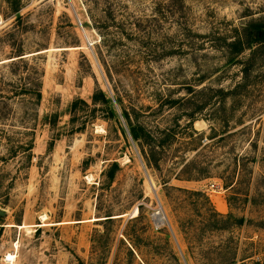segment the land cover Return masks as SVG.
<instances>
[{"label": "rangeland", "instance_id": "rangeland-1", "mask_svg": "<svg viewBox=\"0 0 264 264\" xmlns=\"http://www.w3.org/2000/svg\"><path fill=\"white\" fill-rule=\"evenodd\" d=\"M263 20L264 0H0V93L19 54L42 74L33 123L3 102L0 264H264V53L243 79L255 46L224 44Z\"/></svg>", "mask_w": 264, "mask_h": 264}, {"label": "trees", "instance_id": "trees-1", "mask_svg": "<svg viewBox=\"0 0 264 264\" xmlns=\"http://www.w3.org/2000/svg\"><path fill=\"white\" fill-rule=\"evenodd\" d=\"M14 13L17 12V9L13 10ZM243 34L237 35L234 37L233 40L224 43L226 49L228 50V55L231 57H236L239 55L243 49L247 48L249 49L251 46H255L251 51L250 55L245 60V67L243 68V79L246 78L248 75V71L251 68V66L255 62L256 54L259 56L264 53V20L262 22L257 23H249L242 29ZM254 32V35H253ZM258 33H260V36H258ZM225 42V41H224ZM22 54H19L16 56V59L10 61L11 68L13 67V70L11 71V76L13 77L12 80L7 84L9 93L7 96H3L0 93V120L5 118L7 116V112L4 111V108L6 107L4 102V99L12 101L15 105H17L18 113L14 109H9L11 118L20 125H29L33 123L35 120V110L36 107L39 104L40 101V79H41V72L36 69L33 66L28 65L26 62L22 61ZM249 66V67H248ZM248 67V68H246ZM91 104H96L97 102H100L103 105H108L110 100L105 97L101 93V91L97 90L95 93L91 95L90 98ZM78 103L83 104L84 106H87L83 101L80 100H74L71 102L69 106L70 112H73L76 108V105ZM121 116L127 120V114L122 111ZM49 118V119H48ZM51 118V119H50ZM45 121L49 126H53L54 123V116L45 117ZM22 131V133L15 132L12 137L11 145L8 149V156L10 159H14L16 157H21L24 161V165H28L31 159V150L33 148V140H34V129L30 128V131ZM82 130V126L78 128H72L70 130L71 133H76ZM134 129L131 128V132H133ZM136 132V131H135ZM18 134V136H17ZM24 135V138H20V136ZM136 138L138 139L141 137V131L137 130L136 132ZM54 139H50L47 144L46 151H49L53 147ZM144 144L147 146V153L144 154L145 161L148 164H153V166H157L156 160L154 159V148L157 145H152L147 140L144 141ZM4 159L0 158V161H3ZM117 169L116 163H112L110 169L108 170L106 176L107 181H111L113 178V175L115 173V170ZM1 178L0 175V184H1ZM185 181H196L197 178L195 177H187L184 179ZM10 182V181H9ZM9 184V183H7ZM218 216H220L218 214ZM230 216L227 215L225 219H229ZM109 217H105L101 221L96 222H107L110 221ZM234 224L236 226H241L243 224V218L239 219H232ZM258 224L260 226H264V221H259Z\"/></svg>", "mask_w": 264, "mask_h": 264}, {"label": "bare ground", "instance_id": "bare-ground-1", "mask_svg": "<svg viewBox=\"0 0 264 264\" xmlns=\"http://www.w3.org/2000/svg\"><path fill=\"white\" fill-rule=\"evenodd\" d=\"M136 213H137V210H134V212H133V216H135ZM136 216H137V215H136ZM162 219H163L162 222H164V218H163V216H162ZM10 260H12V259H11V256L9 255V256H8V261H10Z\"/></svg>", "mask_w": 264, "mask_h": 264}, {"label": "water", "instance_id": "water-1", "mask_svg": "<svg viewBox=\"0 0 264 264\" xmlns=\"http://www.w3.org/2000/svg\"><path fill=\"white\" fill-rule=\"evenodd\" d=\"M253 35H254V32H253ZM258 36H260V33H258ZM132 135L135 136L136 133L135 132H132ZM2 215H3V212L0 211V216H2Z\"/></svg>", "mask_w": 264, "mask_h": 264}, {"label": "built area", "instance_id": "built-area-1", "mask_svg": "<svg viewBox=\"0 0 264 264\" xmlns=\"http://www.w3.org/2000/svg\"><path fill=\"white\" fill-rule=\"evenodd\" d=\"M210 188H212V187H210ZM156 229V228H155Z\"/></svg>", "mask_w": 264, "mask_h": 264}]
</instances>
